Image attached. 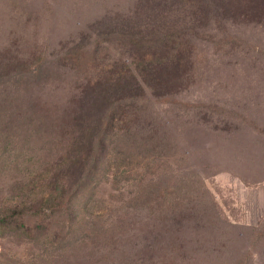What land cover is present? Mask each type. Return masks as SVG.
<instances>
[{"label": "rangeland", "instance_id": "1", "mask_svg": "<svg viewBox=\"0 0 264 264\" xmlns=\"http://www.w3.org/2000/svg\"><path fill=\"white\" fill-rule=\"evenodd\" d=\"M160 7L186 18L190 76L171 68L167 87L145 88L137 126L156 152L136 153L114 175L101 164L73 199L77 221L58 234L0 228V264H264V0H0V196L16 193L44 158L22 134L20 110L33 99L68 111L81 94L60 56ZM103 43L104 60L131 62ZM41 63L47 77L28 89L6 72L29 64L36 73ZM82 108L96 129L104 102L90 97ZM147 184L170 191L156 211L141 194ZM179 208L181 223L161 219Z\"/></svg>", "mask_w": 264, "mask_h": 264}, {"label": "trees", "instance_id": "2", "mask_svg": "<svg viewBox=\"0 0 264 264\" xmlns=\"http://www.w3.org/2000/svg\"><path fill=\"white\" fill-rule=\"evenodd\" d=\"M173 13L176 8L163 11L160 7L152 15L139 10L135 15L118 20L112 35L101 37L90 47L69 49L60 56L58 65L77 75L75 87L81 94L70 99L74 107L68 111H55L50 104L33 99L26 103V110H20L18 117H22V126L19 128L22 134L33 136V151L40 152L44 158L39 160L40 169L26 179L16 193L0 196L3 232L26 235L33 231L30 235L35 238L58 234L60 228L70 227L77 221L73 199L84 182L97 175L101 164L107 165L114 175L119 168H128L136 153L144 158L156 152L148 144L151 132L137 126L139 117L146 111L145 88L167 87L171 68L181 69L179 77H184L185 72L186 77L190 76L183 66L187 29H183L185 24L179 26V21L186 18H175ZM105 41L116 42L121 53L131 55V62L104 60ZM42 66L41 63L36 73L29 72V64L8 67L6 72L14 71L16 75L9 79L28 89L31 84L46 79ZM94 96L101 98L107 110L99 126L96 129L93 126L92 130L89 124L84 125L81 108L86 99ZM141 189L144 198H152L157 203L153 211L170 197L166 187L154 190L147 184ZM176 206L174 202L172 208ZM168 209L174 212L170 205ZM182 211L179 208L171 215L164 213L161 219L171 225L179 224L183 221ZM65 221L66 226H62ZM6 224L12 226L3 227Z\"/></svg>", "mask_w": 264, "mask_h": 264}]
</instances>
